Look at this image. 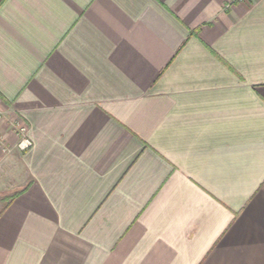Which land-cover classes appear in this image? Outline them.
<instances>
[{
    "label": "crops",
    "instance_id": "obj_1",
    "mask_svg": "<svg viewBox=\"0 0 264 264\" xmlns=\"http://www.w3.org/2000/svg\"><path fill=\"white\" fill-rule=\"evenodd\" d=\"M0 111V264H264V0H0Z\"/></svg>",
    "mask_w": 264,
    "mask_h": 264
},
{
    "label": "built area",
    "instance_id": "obj_2",
    "mask_svg": "<svg viewBox=\"0 0 264 264\" xmlns=\"http://www.w3.org/2000/svg\"><path fill=\"white\" fill-rule=\"evenodd\" d=\"M241 1V0H240ZM1 116H5L4 112L0 111ZM9 127L12 133H14L16 139L13 144H9L6 141L5 133L0 130V155L6 156L11 152H17L22 154L26 152L32 144L31 139L28 136V128L26 123L21 120L20 117H8Z\"/></svg>",
    "mask_w": 264,
    "mask_h": 264
},
{
    "label": "trees",
    "instance_id": "obj_3",
    "mask_svg": "<svg viewBox=\"0 0 264 264\" xmlns=\"http://www.w3.org/2000/svg\"><path fill=\"white\" fill-rule=\"evenodd\" d=\"M14 196V195H13ZM12 197V196H11Z\"/></svg>",
    "mask_w": 264,
    "mask_h": 264
}]
</instances>
